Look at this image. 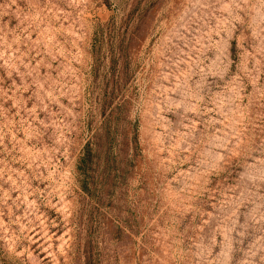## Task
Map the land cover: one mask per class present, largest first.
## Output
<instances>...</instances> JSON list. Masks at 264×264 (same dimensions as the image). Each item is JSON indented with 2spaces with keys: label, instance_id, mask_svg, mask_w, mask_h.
Here are the masks:
<instances>
[{
  "label": "rangeland",
  "instance_id": "rangeland-1",
  "mask_svg": "<svg viewBox=\"0 0 264 264\" xmlns=\"http://www.w3.org/2000/svg\"><path fill=\"white\" fill-rule=\"evenodd\" d=\"M0 264H264V0H0Z\"/></svg>",
  "mask_w": 264,
  "mask_h": 264
},
{
  "label": "trees",
  "instance_id": "trees-1",
  "mask_svg": "<svg viewBox=\"0 0 264 264\" xmlns=\"http://www.w3.org/2000/svg\"><path fill=\"white\" fill-rule=\"evenodd\" d=\"M86 152L88 153V148L86 149ZM84 159V158H83Z\"/></svg>",
  "mask_w": 264,
  "mask_h": 264
}]
</instances>
